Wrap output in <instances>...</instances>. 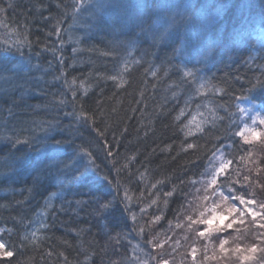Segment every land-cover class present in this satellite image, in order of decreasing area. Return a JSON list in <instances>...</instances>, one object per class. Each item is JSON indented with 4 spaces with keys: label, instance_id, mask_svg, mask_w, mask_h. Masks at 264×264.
<instances>
[{
    "label": "trees",
    "instance_id": "obj_1",
    "mask_svg": "<svg viewBox=\"0 0 264 264\" xmlns=\"http://www.w3.org/2000/svg\"><path fill=\"white\" fill-rule=\"evenodd\" d=\"M0 7V241L11 264H243L229 247L258 243L255 225L202 238L186 217L220 193L264 202V0ZM250 123L259 143L245 138ZM216 154L234 163L203 206Z\"/></svg>",
    "mask_w": 264,
    "mask_h": 264
},
{
    "label": "snow or ice",
    "instance_id": "obj_2",
    "mask_svg": "<svg viewBox=\"0 0 264 264\" xmlns=\"http://www.w3.org/2000/svg\"><path fill=\"white\" fill-rule=\"evenodd\" d=\"M11 6V5H9ZM5 11L0 7V13ZM17 50H19L17 45ZM5 51L11 53L12 48H6ZM187 75L186 73H182ZM115 80V77H112ZM27 140H17L13 143H27ZM189 148L193 145L189 144ZM243 159V158H242ZM234 163V160L224 161L223 159L219 163L218 167H214L212 171V177L205 188L207 192L209 186H211V194L216 191L218 185L217 177L221 173L228 171L230 165ZM242 179V176L238 177ZM241 187H248V185L242 184ZM205 195L204 200H208L210 195ZM112 202L108 201L101 205L102 209L107 212L110 210ZM259 210V211H257ZM227 217V218H225ZM186 226L189 230L194 231L198 237L208 238L213 233L221 230L237 231L242 226L251 228L253 225L258 229L257 236L259 242H253V244L247 248H235L230 251H234L240 254V258L243 260V264H264V202L257 201L254 196L249 198L246 194L244 196L237 197L235 201L230 198L225 199L223 194L220 193L211 206L202 207L197 213L186 217ZM228 242H224V247L221 248V253H224L228 248ZM195 252V249L193 250ZM15 253L8 249L5 243L0 242V260H7L11 264V258ZM195 264V261H193Z\"/></svg>",
    "mask_w": 264,
    "mask_h": 264
},
{
    "label": "rangeland",
    "instance_id": "obj_3",
    "mask_svg": "<svg viewBox=\"0 0 264 264\" xmlns=\"http://www.w3.org/2000/svg\"><path fill=\"white\" fill-rule=\"evenodd\" d=\"M249 107L251 106H248L247 104L244 105V108H243V111H244V116L247 118L250 117V120L249 122L252 121V124H255L256 122L259 121V117L257 116V113L253 110V109H250ZM250 123V125H246L245 128H244V134H245V138L247 139V142L248 143H259L260 142V136L257 135V133L254 131L253 129V125ZM262 139V137H261ZM216 157H217V164H215L214 167H218L219 163L221 162L222 160V156L220 154H216ZM212 175H210V178L207 180L206 184L202 185V189H200L202 192H201V196L197 199V202H199V204H204L206 203L207 200H204L203 197L205 195H208L210 192L208 191H211V186H209L207 192L205 191V188L206 186L208 185V182L209 180L211 179ZM216 197V196H215ZM238 196H233L232 199L235 201L237 199ZM212 204V201H210L208 204H206L207 206H211ZM259 211V210H257ZM226 218V217H225ZM1 242V241H0ZM236 247H229V249H235ZM232 252V251H231ZM227 253H230L229 251H227ZM222 259V258H221Z\"/></svg>",
    "mask_w": 264,
    "mask_h": 264
}]
</instances>
